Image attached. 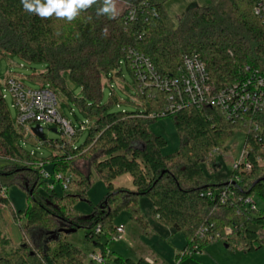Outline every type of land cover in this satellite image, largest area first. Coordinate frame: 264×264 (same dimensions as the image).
Here are the masks:
<instances>
[{"label":"trees","instance_id":"1","mask_svg":"<svg viewBox=\"0 0 264 264\" xmlns=\"http://www.w3.org/2000/svg\"><path fill=\"white\" fill-rule=\"evenodd\" d=\"M123 1L124 11L112 17L97 15L98 3L67 22L29 14L21 0H0V67L2 58L9 64L14 58L44 64L43 71L31 77L40 86L49 85L57 97L72 95L67 87L71 79L81 89L74 102L89 121L86 139L79 146L38 139L56 151L39 159L22 146L25 129L13 121L3 97L9 74L0 78V205L11 208L7 187L12 184L20 185L30 200L19 246L11 245L0 225V264H95L86 251L67 240L62 225L83 228L103 256L102 264L108 260L158 264L111 255L103 241L117 235L113 220L124 209L147 229L139 206L141 196L151 199L160 223L186 236L177 258L192 256L187 252H200L215 241H224L228 247L243 244L247 251L264 247L259 231H264V210L244 202L254 195L264 201V113L233 121L218 108L193 105L156 116L164 110L165 95L139 94L129 57L130 49L144 54L166 76L177 73L184 55L198 53L218 87L241 78L247 68L264 72V26L254 12L260 0H210L207 6L189 8L178 21L167 12L169 0ZM128 6L135 9L133 20ZM123 64L134 78L141 110H112L119 105L114 92L108 103L103 102L104 76L119 68L116 74H120ZM165 116L172 117L181 141L178 150L167 155L162 152L167 140L151 130L152 123ZM236 131L246 134L244 148L252 169L222 179L207 175L204 167L210 174L220 167L213 152L222 151ZM40 162L51 163L54 174L72 176L62 195L47 185ZM79 162H87L89 169L85 172ZM94 173L104 180L107 192L97 204L90 202L92 212L84 215L73 203L87 199ZM124 175H130L134 189L115 186ZM233 176L238 180L229 183ZM227 185L234 195L227 194L222 201L221 190ZM40 186H46L47 196L37 197ZM72 188L76 194H67Z\"/></svg>","mask_w":264,"mask_h":264},{"label":"rangeland","instance_id":"2","mask_svg":"<svg viewBox=\"0 0 264 264\" xmlns=\"http://www.w3.org/2000/svg\"><path fill=\"white\" fill-rule=\"evenodd\" d=\"M210 0H169L166 3L167 12L178 21L183 14L192 7L207 6ZM126 2L116 0V13H121L126 7ZM45 65L42 63H30L18 58H14L13 63L9 64L4 58L1 59L0 78L4 80L7 74L15 75L22 78L23 82L30 88H38L40 84L32 79L31 76L43 71ZM120 68L110 75L103 78V102L110 101V95L114 92L119 100V105H114L112 110H128L136 111L142 108L138 105L135 98L136 84L132 74L123 64ZM67 87L72 92V95L61 93L58 96L59 104L63 114L72 123L73 126L79 128L82 123H87L86 114L74 102V97L81 94V89L71 79L67 80ZM7 108L10 116L17 123V109L13 104L12 97L7 93L6 98ZM37 124L30 125L31 128ZM44 134L47 142L68 141L69 138L61 131V126L58 123H50L43 125ZM56 130V131H55ZM151 130L156 135L163 136L167 140V145L163 148V154H171L180 147V136L174 125L172 117H160L151 125ZM87 136V131H78L71 139V144L76 147L81 145ZM244 135L241 131H236L233 137L228 141L224 149L214 154L217 163L220 164L216 173L210 174L205 168L207 175L215 179L229 177L233 172V163L238 161L239 154L243 148ZM22 146L29 152H34L39 159H47L50 155L56 154V151L49 148L47 145H42V142L32 136L30 133L25 135L21 141ZM78 166L85 172L89 169L87 162H79ZM43 169L54 174L51 163L46 162ZM117 187H128L134 189L132 178L130 175H124L114 182ZM47 185L53 187L59 194L64 193V189L59 181L49 178ZM107 187L103 179L96 173L92 177V185L88 189L87 199H78L73 203V207L79 213L89 215L92 212L90 202L97 204L106 194ZM67 194L74 195L76 191L69 189ZM48 189L46 186H40L37 189L38 196H47ZM7 196L9 198L11 208L0 205V225L11 241L12 246H19L22 242L21 225L26 220V210L30 205L27 192L18 184H12L7 187ZM256 204V208L264 210V201L257 196H252ZM139 206L143 212L148 227L144 229L136 222L130 212L126 209L119 212L114 218V225L125 227V233L119 239L111 237H103L106 242L108 252L111 255L116 253L123 256L132 257L135 259L140 256L151 257L158 264H264V247L254 251H247L243 244H234L230 247L224 241H215L206 245L200 252L193 253L192 256L177 258V252L182 249L187 242L186 236L182 232H177L174 228L166 226L158 221L153 213V204L149 197L141 196L139 198ZM13 210L15 213H13ZM63 229H68L62 225ZM259 230V229H258ZM260 231L264 238V231ZM67 240L82 248L89 255L94 252H99L98 247L86 238V231L83 228L76 229L74 232L67 233ZM136 256V257H135ZM95 264H98L97 262ZM106 264H114L112 260H108Z\"/></svg>","mask_w":264,"mask_h":264},{"label":"built area","instance_id":"3","mask_svg":"<svg viewBox=\"0 0 264 264\" xmlns=\"http://www.w3.org/2000/svg\"><path fill=\"white\" fill-rule=\"evenodd\" d=\"M128 7V17L133 20L136 17L135 9ZM254 12L264 26V0L258 1ZM129 57L135 70L139 94L150 96L153 91L162 92L165 95L164 110L156 116L174 114L180 109L193 105L199 109L207 106L218 108L227 119L233 121H244L250 116L264 113V72L247 68L248 72L241 78L218 87L212 80L206 63L198 53L184 55L177 73L166 76L158 73L151 59L144 54L130 49ZM7 93L12 97L18 112L17 124L25 129L26 134L30 133L36 137L33 132L34 127H30L33 123L42 128L43 125L58 123L63 134L71 141L78 131L88 129V120L87 123H82L79 128L72 125L61 112L58 97L49 85L30 88L23 82L22 78L9 74L4 81L3 97L5 99ZM241 132L244 135V143L238 161L233 163V172L249 171L253 166L247 157L248 152L244 148L246 134L244 131ZM36 139L38 140L37 137ZM216 152L218 150H215L213 154ZM31 154L35 155L34 152ZM256 160L260 161L257 157ZM39 167L42 168L41 174L46 180L53 178L59 181L64 189L69 187L72 176L64 177L60 173L50 174L43 169L44 164L42 162L39 163ZM234 180L237 181L238 177L233 176L229 183ZM229 186L227 185L221 190L222 201L226 200L227 194L234 195L233 189ZM207 196L211 197L212 192L208 191ZM244 202L250 205L252 209H256V204L251 197L246 198ZM96 232L100 233V228H97ZM116 232L117 235L114 238H121L125 233V227L123 225L117 226ZM200 236H203V231H200ZM191 254H193L192 251L187 252V255ZM89 259L98 264L104 262L100 252L90 254Z\"/></svg>","mask_w":264,"mask_h":264},{"label":"clouds","instance_id":"4","mask_svg":"<svg viewBox=\"0 0 264 264\" xmlns=\"http://www.w3.org/2000/svg\"><path fill=\"white\" fill-rule=\"evenodd\" d=\"M98 3L97 15L112 17L116 14V0H21L24 11L36 15L41 19H62L72 22L82 12L92 8Z\"/></svg>","mask_w":264,"mask_h":264},{"label":"water","instance_id":"5","mask_svg":"<svg viewBox=\"0 0 264 264\" xmlns=\"http://www.w3.org/2000/svg\"><path fill=\"white\" fill-rule=\"evenodd\" d=\"M56 131V130H55ZM33 132L35 134V136L41 140L42 142H45L46 141V137H45V134H44V130L41 126H35L33 128ZM65 230V229H64ZM76 230V228H72V229H66L65 232L66 233H71V232H74Z\"/></svg>","mask_w":264,"mask_h":264},{"label":"crops","instance_id":"6","mask_svg":"<svg viewBox=\"0 0 264 264\" xmlns=\"http://www.w3.org/2000/svg\"><path fill=\"white\" fill-rule=\"evenodd\" d=\"M120 178H121V177H120ZM130 189H131V188H130ZM185 245H186V244H185ZM185 245H184V247H185ZM184 247H183V248H184ZM183 248H182V249H183ZM182 249H179V250H182ZM179 250H178V251H179ZM116 254H119V253H116ZM120 255H122V254H120ZM135 257H136V256H135ZM140 258H146L149 262L156 261V260H153L151 257L140 256ZM134 259H135V258H134Z\"/></svg>","mask_w":264,"mask_h":264}]
</instances>
